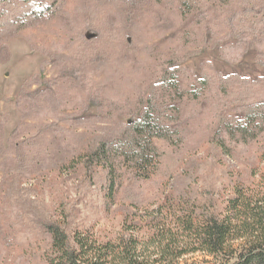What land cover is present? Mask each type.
<instances>
[{
    "label": "rangeland",
    "instance_id": "1",
    "mask_svg": "<svg viewBox=\"0 0 264 264\" xmlns=\"http://www.w3.org/2000/svg\"><path fill=\"white\" fill-rule=\"evenodd\" d=\"M143 1L129 18L120 1L66 0L63 13L7 43L0 62V264H45L49 240L27 220L62 202L75 222L109 239L121 232L125 211L147 217L180 194L185 178L222 206L237 183L263 173L264 133L244 144L217 125L264 102V0ZM174 66L180 93L159 96L174 106L170 126L180 144L155 139L168 155L159 170L149 180L126 172L122 186L141 193V203L123 191L108 209L103 172L88 188L80 172H62L50 157L64 149L70 162L91 138L132 121ZM16 145L30 158L27 171H15ZM180 263L215 262L192 253Z\"/></svg>",
    "mask_w": 264,
    "mask_h": 264
},
{
    "label": "trees",
    "instance_id": "2",
    "mask_svg": "<svg viewBox=\"0 0 264 264\" xmlns=\"http://www.w3.org/2000/svg\"><path fill=\"white\" fill-rule=\"evenodd\" d=\"M81 1L123 2L129 18L144 2ZM65 3L66 0H0V62L4 63L1 58L8 56L7 43L11 39L25 29L56 18L64 12ZM176 68H168L151 87L146 103L132 121L91 138L94 141L88 144L87 151L70 162L63 157L64 149L50 157L62 172H80L88 188L94 185L99 171L103 172L106 178L102 191L108 209L118 203L117 197L123 191L131 201L141 203V193L122 191V186L126 172L136 180H149L159 170L167 152L154 143L155 139L180 144V134L170 126L174 106H164L159 96L160 91L167 89L180 93ZM247 109L242 118L221 119L217 125L219 133L244 144L262 136L264 102ZM224 146V141H220L219 147L225 150ZM16 147L15 171H27L30 158L23 147ZM262 171L256 182L237 183L233 195L222 206L209 193L193 189L190 177L185 178L186 186L180 194L167 196L147 217L125 211L122 230L114 238H101L94 228L75 222L64 202L50 213L27 221L30 228L49 240L42 254L45 264H181L192 253H204L213 258L214 264H264V168Z\"/></svg>",
    "mask_w": 264,
    "mask_h": 264
}]
</instances>
